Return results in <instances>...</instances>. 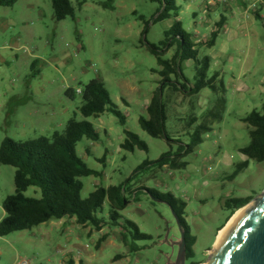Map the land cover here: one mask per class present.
I'll use <instances>...</instances> for the list:
<instances>
[{"label": "rangeland", "instance_id": "1", "mask_svg": "<svg viewBox=\"0 0 264 264\" xmlns=\"http://www.w3.org/2000/svg\"><path fill=\"white\" fill-rule=\"evenodd\" d=\"M70 1L75 17L62 22L54 18L52 0H18L13 8L0 7V148L6 139L26 142L50 138L55 131L62 133L68 120L84 121L79 112L80 92L93 80H102L127 122L122 125L110 113L87 120L100 139L82 140L77 153L100 176L81 180L82 198H89L101 188L127 186L134 177L128 185L132 194H126L128 205L121 212L120 224L126 220L135 223L151 240L137 241L136 231L129 229L133 237L127 232V240L123 241V230L108 225L109 234H105L108 238L104 242L110 240L111 244L103 242L99 246L104 234L96 233L95 250L101 246L102 249L95 264H174L178 254L174 244L181 241L179 221L169 205L148 194L151 189L187 204L184 220L197 239L193 262H208L209 251L231 216L225 202L247 198L253 202L264 194V162L248 160L240 152L251 144V128L243 119L254 111L264 114L263 21L256 16L247 19L226 13L225 5L219 6L218 14L227 19L226 29L220 33L215 47L204 45V33L197 36V41L201 40L197 46L199 58L207 56L211 60L209 77L220 74L217 85L221 90L223 82L226 90L215 93L206 89L190 97L167 89L163 97L166 133L173 141L168 142L150 137L139 120L147 117V107L163 81L159 74L162 68L147 43L160 47L174 21L155 23L159 6L145 0ZM204 1L179 2L178 20L185 31L194 34L205 26ZM218 14H212V19L208 17L214 22V30L220 21L216 19ZM6 22L7 31L2 33L1 25ZM207 33L206 39H210L212 33ZM16 39L22 47L19 52L4 49ZM174 51L166 53L164 59H171ZM155 70L158 72L154 73ZM182 71L193 86L195 63H183ZM179 83L185 84V80ZM68 91L72 97H67ZM217 107L220 121L211 115ZM193 119L197 124L191 127ZM200 124H206L211 131L203 135L202 145L181 159L188 164L186 168L149 167L137 173L145 162H157L164 154L179 153L182 145L188 147ZM127 132L139 136L148 151L123 150ZM245 162L248 166L232 179ZM15 173V168L0 165V222L5 215L3 202L15 194ZM140 188L147 190L137 192ZM25 196L41 197L36 188L28 190ZM109 213L106 203L98 216L109 223ZM52 223L0 238V264H18L21 260L30 264H63L73 255L79 257L78 249L75 250L79 242L91 245L81 230L55 231L44 237L40 229L51 228L58 222ZM130 247L140 250L132 252ZM122 256L127 257L118 260Z\"/></svg>", "mask_w": 264, "mask_h": 264}, {"label": "trees", "instance_id": "2", "mask_svg": "<svg viewBox=\"0 0 264 264\" xmlns=\"http://www.w3.org/2000/svg\"><path fill=\"white\" fill-rule=\"evenodd\" d=\"M159 6L158 16L155 20L163 22L173 20L174 25L165 32V40L160 47L150 45L147 47L152 56L158 60L162 68L159 74L163 81L157 94L153 97L147 108V117L140 118L139 122L143 131L154 139H169L166 133L167 115L163 103L164 93L167 89H173L175 93H183L188 96L198 95L201 91L209 89L215 93L225 92L221 83V90L217 85L219 74L209 77L211 60L205 56L200 59L199 47L195 44L194 35L185 31L180 17L181 6L179 2L188 3L190 0H145ZM18 0H0V7L13 8ZM54 18L57 22H62L68 18L75 17V9L70 0H52ZM255 16L263 21L260 13L255 12ZM226 18H221L216 31L211 34L210 40L206 43L208 48L215 47L216 41L224 29ZM175 49L171 59L165 60L164 55ZM192 61L196 67L195 84L190 86L182 71L185 62ZM154 73L158 71H153ZM175 78V80H173ZM185 80V84L179 81ZM189 86V87H188ZM82 105L80 114L85 119L77 121L72 119L67 124L62 133H55L52 137H41L26 142H16L6 139L0 148V165L16 169L14 184L15 194L7 197L3 202L4 218L0 222V238L8 237L14 233L30 231L41 225L63 219H76L78 225L92 227L96 231L108 225L114 229H121L123 241L127 240V232L133 237L131 229L136 231L135 240H151L142 234L137 225L129 220L125 224H120L123 216L121 212L127 208L130 183L134 177L128 181V185L118 187L101 188L93 192L89 198H82L84 185L83 178H98L100 174L88 167V165L78 156L77 146L84 140L99 141L100 135L96 128L87 120L98 118L105 113L115 116L122 125H125L127 118L122 114L106 89L104 82L100 79L93 80L81 91ZM67 97H72V92H67ZM213 119L221 120L218 107L211 114ZM243 122L251 128V144L249 147L241 149L240 152L248 160L257 163L264 162V114L252 112L243 119ZM197 124L193 119L190 126ZM211 131L206 124L197 126L191 144L181 146L177 154H164L157 162H145L137 173L149 167L164 168L169 167L174 170L184 169L188 166L181 159L203 144V135ZM127 139L122 145V149L133 153L137 149L148 151L147 145L141 141L139 136L127 132ZM105 162V160H103ZM248 166V162L239 166L231 178H235ZM136 173V174H137ZM31 188L40 191V199L28 198L25 194ZM147 190L140 188L137 190ZM154 199L169 205L178 216L183 230L186 234L187 262L186 264H198L193 262L194 251L197 239L192 236L190 227L184 220L187 204L177 201L172 195H159L156 190H147ZM252 202L251 199H230L225 202V209L231 212L229 220L236 212L245 208ZM109 205V223L99 218L98 213L105 204ZM228 220V221H229ZM130 229V230H129ZM108 237L104 235L98 242L102 245ZM132 252H138L137 247H130ZM68 264H74L69 261ZM80 264H86L84 262Z\"/></svg>", "mask_w": 264, "mask_h": 264}, {"label": "water", "instance_id": "3", "mask_svg": "<svg viewBox=\"0 0 264 264\" xmlns=\"http://www.w3.org/2000/svg\"><path fill=\"white\" fill-rule=\"evenodd\" d=\"M162 203V202H160ZM181 241L174 264H186V234L178 216ZM208 264H264V194L236 213L226 228L219 232Z\"/></svg>", "mask_w": 264, "mask_h": 264}, {"label": "crops", "instance_id": "4", "mask_svg": "<svg viewBox=\"0 0 264 264\" xmlns=\"http://www.w3.org/2000/svg\"><path fill=\"white\" fill-rule=\"evenodd\" d=\"M192 2H193V0H190L188 3L191 4ZM221 5H223V4L218 3V0L217 1L216 0H205L202 3V10L205 14V21L206 22H205V26L204 25L202 26L201 31H196L193 34L194 35V41H195L196 45L198 44V42L201 41L200 39L197 41V36L202 35L204 33L202 35V37L205 38V40L208 42L210 39H206L208 36L207 32H210V34H211L214 31H216V29L215 30L212 29V25H214L213 24L214 22H212V21L210 22L208 20V17H209V19H212V16H211L212 14H214V13L218 14V11L220 10L219 6H221ZM253 5H255V10L254 9L250 10V8H252ZM224 7H225L226 13H231L232 15L240 14L242 17L249 19V18H251V16H255V12L260 13V16L262 15V13H264V12H261L262 10H264V0H235V1H233V3H228ZM210 11H212V12L210 13ZM193 16H195V15H193ZM216 17H217L216 19H220V20H221V18H225V16H223V14H220V15L218 14V16H216ZM207 24H209V25H207ZM226 25H227V22H226L223 30L226 29ZM1 27H2L1 32L6 33L8 23L7 22L3 23L1 25ZM204 45L207 46V44H204ZM4 49H10V50L19 52L22 49V47H21L20 41L16 39V40L11 41V44L9 46L5 47ZM28 56L30 58H35V56H33V55H28ZM2 61H4V60H2ZM216 74H218V73H216ZM220 78H221V76H219L218 81L220 80ZM221 83L224 85L223 82H221ZM224 88H225V85H224ZM225 90H226V88H225ZM123 96H125V95L123 94ZM122 101L124 103H126V101L124 99H122ZM126 105H128V104L126 103ZM68 123H69V120L64 123V126L62 129H65ZM55 133H57V131H55ZM130 189H131V187H130ZM130 194H132V190H129V192L127 193V195H129V197H130ZM57 222L58 223L54 224L51 228H46L45 230L40 229L41 234L44 237H47V236L49 237L50 234L55 232V231L63 232L64 230H69V229H75L77 231L81 230V231L85 232L84 235L87 238H89V241H91L90 242L91 245L90 244L86 245V243H84L85 245H82L79 242L77 245H75V250L78 249L79 257L74 258V255H73L72 259H70V260L73 261L74 264H80L82 262H84L86 264H95V261H97V259H98L99 251L102 249V246H101L100 250H95L96 243L98 242V241L97 242L95 241L96 233H99L102 235L103 234L107 235V234H109L108 232H106L107 228L104 227L101 229V231L97 232L92 227H83V226L78 225L76 222V219H68V218L57 221ZM48 224H53V223L52 222L47 223L46 225L44 224L43 226H47ZM57 229H59V230H57ZM78 239H79V241H82L80 237ZM108 242H110V244H111L110 240L104 242V244H106ZM93 249L95 252L93 251ZM125 257H127V256H122L121 259H118V260L124 261L126 259ZM115 260H117V259H115ZM67 262H68V260H65L63 264H65Z\"/></svg>", "mask_w": 264, "mask_h": 264}, {"label": "built area", "instance_id": "5", "mask_svg": "<svg viewBox=\"0 0 264 264\" xmlns=\"http://www.w3.org/2000/svg\"><path fill=\"white\" fill-rule=\"evenodd\" d=\"M233 1H235V0H219L218 3H221L223 5H227L228 3H233ZM253 9L255 10V5H253V7L250 8V10H253ZM217 65H218V63L216 62L215 66H217ZM18 264H30V263L27 260H21L18 262Z\"/></svg>", "mask_w": 264, "mask_h": 264}, {"label": "bare ground", "instance_id": "6", "mask_svg": "<svg viewBox=\"0 0 264 264\" xmlns=\"http://www.w3.org/2000/svg\"><path fill=\"white\" fill-rule=\"evenodd\" d=\"M242 210V209H241ZM241 210H239L238 212H240ZM238 212H236V213H238ZM236 213L234 214V216L236 215ZM234 216L228 221V223L234 218ZM228 223L226 224V226L228 225ZM226 226L223 228V229H221L219 232H221V231H223L225 228H226ZM218 235H219V233H218ZM218 235H217V237H218ZM216 242H217V238H216ZM215 242V243H216ZM214 248H215V244H214ZM213 248V249H214ZM213 249L212 250H210L209 251V253L211 252V251H213ZM209 261L208 262H205V263H202V264H208L211 260H212V255L211 254H209Z\"/></svg>", "mask_w": 264, "mask_h": 264}]
</instances>
